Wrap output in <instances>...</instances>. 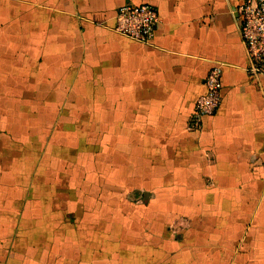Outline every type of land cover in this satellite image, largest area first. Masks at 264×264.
<instances>
[{"label":"crops","instance_id":"0c3cea01","mask_svg":"<svg viewBox=\"0 0 264 264\" xmlns=\"http://www.w3.org/2000/svg\"><path fill=\"white\" fill-rule=\"evenodd\" d=\"M241 1L0 0V195L19 159L11 148L22 150L23 141L11 139L19 121L5 124L20 112L21 97L35 91L41 106L44 88L52 91L49 99L56 89L80 87L77 96L100 121L96 125L91 116L81 128L88 138L82 180H95L92 162L98 164L103 199L131 205L121 208L134 219L124 235L138 264H216L208 250L218 244H264V75L247 70L235 18ZM141 2L159 14L150 42L112 28L120 5ZM19 17L15 42L8 24ZM214 64L222 68L221 101L198 121L195 102ZM63 206L57 207L58 228ZM11 216L0 264H18L9 259L18 250L11 244ZM182 217L188 223L171 229ZM72 245L55 244L48 262L36 257L30 264H69ZM259 256L264 264V253Z\"/></svg>","mask_w":264,"mask_h":264},{"label":"rangeland","instance_id":"374dc122","mask_svg":"<svg viewBox=\"0 0 264 264\" xmlns=\"http://www.w3.org/2000/svg\"><path fill=\"white\" fill-rule=\"evenodd\" d=\"M19 23H21L20 17L8 24L10 27L8 31L16 36L15 39L13 38L15 42L18 39ZM15 42L12 47L16 46ZM80 92V87L70 90L60 88L54 90L53 96L48 99L52 91L44 88L38 93H42L43 98L47 100L45 103L43 99V105L40 106L36 104L40 94L35 96L37 92L33 91L30 96V90L29 96L24 94L20 99V112L16 117L11 115L9 118L17 120L8 122L9 119H5L7 127L19 121V129L11 133L17 138L14 136L11 139L23 141L22 150L19 152L18 146L11 148L14 150L13 156L18 155L19 159L15 160L16 163H11L10 174L6 175L9 187H5L7 190L4 196L0 195V244H6L5 238L9 236L8 216L12 215L11 244H14L13 248L18 249L13 251L12 257H9L12 262L30 264V259L34 260L36 257L42 263L48 262L55 244H76L72 245L74 255L70 257L69 264H138V260H135L128 251L127 238L125 240L126 235H124L128 229L131 234L133 227L130 225L134 219L130 213L124 216V210L121 208L127 209L131 205L128 204L126 207L123 199H111L109 195L108 201L103 199L104 194L100 191L98 183V164L92 162L94 166L92 178L95 176L93 178L95 180L91 183L88 181L84 183L82 180L84 178L82 157L88 138L81 135V128L84 123H89L91 116L96 125H99L100 121L98 122L93 115L97 112L91 113L89 110L92 106L84 105L86 98L82 95L77 96ZM12 109H14L13 106ZM53 118L55 120L59 118V121L50 122L49 120ZM55 125L56 129L53 127ZM70 125L72 127L68 128ZM50 127H53L51 131ZM59 127L63 128L58 129ZM72 134L76 137L74 144ZM112 135L115 137L114 132ZM91 139L94 145L96 138L91 137ZM113 147L115 152V143ZM38 148H40L39 156L35 159ZM28 149L31 152L26 154ZM68 175L70 177L67 179ZM119 181L123 183L124 179ZM26 185L28 187L24 191ZM21 202L22 208L18 209L17 206ZM60 204H64L63 215L65 214L66 217L58 228L57 207ZM94 206L98 207L91 211L87 210ZM97 208L99 210H96ZM113 208L112 214H114L111 216L108 212ZM3 209H5L6 219L4 222H2ZM125 222L129 225L124 228ZM187 223V218H178L171 229L177 231ZM252 235L249 234L250 237ZM119 239L123 240L122 244L118 242ZM247 242L246 244H218V248L208 252L212 253L213 259L218 258L216 264H259V255L264 253V244ZM67 251L72 254L69 248H64L62 253ZM202 252V258H204L207 249L202 248ZM138 256L141 258L144 254L139 253ZM246 258L250 259V262H246Z\"/></svg>","mask_w":264,"mask_h":264},{"label":"built area","instance_id":"2783aa9c","mask_svg":"<svg viewBox=\"0 0 264 264\" xmlns=\"http://www.w3.org/2000/svg\"><path fill=\"white\" fill-rule=\"evenodd\" d=\"M236 23L249 58L247 70L264 75V0H242L236 8ZM159 20L157 8L147 2L124 3L114 15L112 28L134 40L150 42ZM222 68L211 66L205 77V91L195 102L193 119L215 111L221 101Z\"/></svg>","mask_w":264,"mask_h":264}]
</instances>
